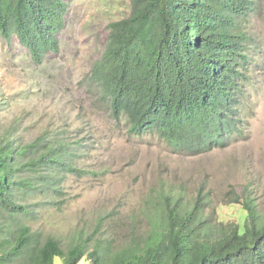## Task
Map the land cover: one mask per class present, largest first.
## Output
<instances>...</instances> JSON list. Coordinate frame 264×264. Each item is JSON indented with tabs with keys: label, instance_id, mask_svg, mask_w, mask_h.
<instances>
[{
	"label": "trees",
	"instance_id": "obj_1",
	"mask_svg": "<svg viewBox=\"0 0 264 264\" xmlns=\"http://www.w3.org/2000/svg\"><path fill=\"white\" fill-rule=\"evenodd\" d=\"M257 0H132L128 18L110 25L102 57L88 77L113 118L131 135L153 134L176 153L225 149L243 136L252 66L249 21ZM68 0H0V35L17 37L34 63L60 51ZM69 149L38 138L0 141V264H264V218L252 199L231 201L238 223L212 225L198 195L184 211L168 203L149 231L121 250L87 241L67 248L34 229L40 204L61 195L66 174L80 171Z\"/></svg>",
	"mask_w": 264,
	"mask_h": 264
},
{
	"label": "rangeland",
	"instance_id": "obj_2",
	"mask_svg": "<svg viewBox=\"0 0 264 264\" xmlns=\"http://www.w3.org/2000/svg\"><path fill=\"white\" fill-rule=\"evenodd\" d=\"M68 1L60 51L42 64L16 36L0 35V141H58L80 171L62 176V194L48 200L58 204L26 198L44 205L32 227L64 248L87 241L91 249L101 242L121 250L145 235L168 203L188 211L200 193L208 202L204 219L214 226L238 223L236 197L252 199L264 218V0H257L248 27L254 39L243 109L248 126L227 148L197 156L174 152L157 135H131L88 82L110 25L129 17L132 0Z\"/></svg>",
	"mask_w": 264,
	"mask_h": 264
},
{
	"label": "clouds",
	"instance_id": "obj_3",
	"mask_svg": "<svg viewBox=\"0 0 264 264\" xmlns=\"http://www.w3.org/2000/svg\"><path fill=\"white\" fill-rule=\"evenodd\" d=\"M255 203V202H254ZM256 204V203H255ZM257 205V204H256ZM257 207H259L258 205H257Z\"/></svg>",
	"mask_w": 264,
	"mask_h": 264
}]
</instances>
